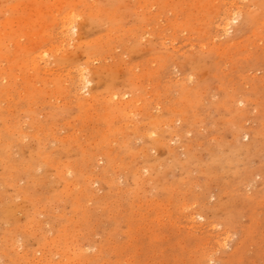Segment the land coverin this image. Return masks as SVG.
I'll use <instances>...</instances> for the list:
<instances>
[{
    "label": "rangeland",
    "instance_id": "374dc122",
    "mask_svg": "<svg viewBox=\"0 0 264 264\" xmlns=\"http://www.w3.org/2000/svg\"><path fill=\"white\" fill-rule=\"evenodd\" d=\"M0 264H264V0H0Z\"/></svg>",
    "mask_w": 264,
    "mask_h": 264
},
{
    "label": "bare ground",
    "instance_id": "6f19581e",
    "mask_svg": "<svg viewBox=\"0 0 264 264\" xmlns=\"http://www.w3.org/2000/svg\"><path fill=\"white\" fill-rule=\"evenodd\" d=\"M53 3V2H52ZM66 14H67V12H66ZM67 23V22H66ZM64 39V38H63ZM60 44V43H59ZM62 46H64V44H62ZM61 56V55H60ZM30 59V58H29ZM82 66V65H81ZM79 69V68H78ZM86 70V69H85ZM45 73V72H44ZM85 74V73H84ZM59 99V98H58Z\"/></svg>",
    "mask_w": 264,
    "mask_h": 264
}]
</instances>
